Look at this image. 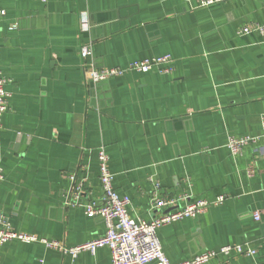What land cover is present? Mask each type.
I'll list each match as a JSON object with an SVG mask.
<instances>
[{"label":"crops","instance_id":"crops-1","mask_svg":"<svg viewBox=\"0 0 264 264\" xmlns=\"http://www.w3.org/2000/svg\"><path fill=\"white\" fill-rule=\"evenodd\" d=\"M200 1L0 0V70L11 95L0 129L2 226L65 247L103 236V220L84 209L102 205L103 148L113 188L137 219L177 210H151L153 193L225 198L157 230L171 264L245 243L253 256L206 264H264V140L260 151L249 146L239 156L226 147L229 136L262 135L264 37L237 31L264 23L263 2ZM82 46L99 70L169 55L172 73L132 72L93 85L83 76ZM70 176L83 180L78 199ZM0 264H111V255L102 248L73 260L40 242L12 241Z\"/></svg>","mask_w":264,"mask_h":264},{"label":"built area","instance_id":"built-area-1","mask_svg":"<svg viewBox=\"0 0 264 264\" xmlns=\"http://www.w3.org/2000/svg\"><path fill=\"white\" fill-rule=\"evenodd\" d=\"M45 1V0H42ZM223 0H202L199 7H208ZM263 7H264V0ZM6 16V12L0 9V20ZM16 25H12L11 29H16ZM258 34L264 37V23H250L237 31V35L245 36L250 34ZM90 49L88 46H82L79 49L80 59L82 61L83 76L87 82L93 85H99L109 79L122 77L128 73H149L157 71L160 74L172 73V58L169 55L151 58L143 61L131 62L123 68L112 69H96L91 61ZM1 60V47H0ZM10 81L7 80L0 70V129L2 116L10 109V93L5 89ZM261 136H229L226 147L232 156H239L243 150L249 146H253L256 151L261 149V140H264V114L261 117ZM98 160V180L103 193L102 205L96 206L88 203L84 206L85 215L88 217H100L105 225V233L89 243L75 246L65 247L56 241L39 240L33 236L23 235L15 232L9 225L2 226L0 224V263L1 249L12 241L31 244L40 242L47 248L56 250L63 255L69 256L75 260L82 252H88L92 255L98 249L107 248L111 255V264H171L163 252L162 245L157 236V230L170 223L185 219L196 218L206 209L212 206L221 205L224 197L220 196L214 201H190L186 197L164 198L153 193L150 200L151 210L175 209L162 217L150 221L137 219L131 215V201L128 197H120L113 188V175L108 170L109 157L103 148L97 151ZM248 176L252 175V171H247ZM72 183L73 195L75 199L80 197L84 190L83 180L76 182L74 176L69 177ZM4 181V174L0 168V184ZM159 189V184L154 183L155 192ZM185 203V204H184ZM183 204V205H181ZM182 206V207H180ZM255 221H260L261 214L256 212L253 214ZM256 253L255 249L248 244L227 245L221 247L217 251H208L202 253L190 261L180 264H206L214 259L227 260L233 255L251 257Z\"/></svg>","mask_w":264,"mask_h":264},{"label":"water","instance_id":"water-1","mask_svg":"<svg viewBox=\"0 0 264 264\" xmlns=\"http://www.w3.org/2000/svg\"><path fill=\"white\" fill-rule=\"evenodd\" d=\"M170 210H172V209H170ZM169 212V211H168Z\"/></svg>","mask_w":264,"mask_h":264}]
</instances>
